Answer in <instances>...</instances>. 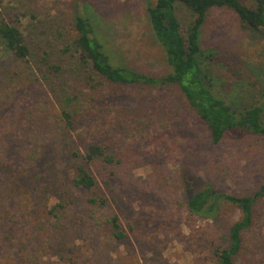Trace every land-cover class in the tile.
<instances>
[{"label": "rangeland", "instance_id": "rangeland-1", "mask_svg": "<svg viewBox=\"0 0 264 264\" xmlns=\"http://www.w3.org/2000/svg\"><path fill=\"white\" fill-rule=\"evenodd\" d=\"M146 5L147 0H0V18L17 13L32 49V58L19 60L0 44V264H212V251L240 210L220 200L215 218H203L188 210L186 200L207 185L246 195L264 182V135L232 130L211 144L208 127L178 85L102 80L91 89L81 75L58 73L36 58L45 36L53 40L61 28L72 32L74 15L81 13L102 31L118 65L163 76L170 66ZM176 13L184 28L189 11L177 4ZM199 35L213 90L232 109L264 107V40L243 30L228 7L208 10ZM63 92H80L69 104L79 110L71 112L72 125L61 114ZM89 142L106 146L115 158L106 170L94 163L103 176L114 172L109 185L97 174V192L107 197L102 208L91 207L89 194L70 182L69 152L82 153ZM59 201L64 206L51 217L49 209ZM253 212L235 264H264V195ZM112 215L119 218L121 239L109 234L106 220Z\"/></svg>", "mask_w": 264, "mask_h": 264}, {"label": "trees", "instance_id": "trees-1", "mask_svg": "<svg viewBox=\"0 0 264 264\" xmlns=\"http://www.w3.org/2000/svg\"><path fill=\"white\" fill-rule=\"evenodd\" d=\"M177 4H181L190 13V20L184 28L176 13ZM213 7H228L234 10L239 16L242 29L252 38L264 40V9L259 0H256L254 7L245 5L241 0H147L146 11L151 28L162 45L167 64L170 66V70L165 75L153 76L118 65L116 53L103 39L102 31L90 18L81 13L74 15L72 32H63L61 28L55 30L53 40L45 36L46 43L37 47L40 53L36 58L50 65L58 73L63 70V73L68 72L73 77L77 74L81 75L82 82H87L91 89L100 86L102 80L125 85L176 84L198 119L208 127L209 141L213 145H218L232 130H245L264 135L262 120L264 107L256 104L232 109L231 105L213 90L215 84L213 77L202 63L199 33L207 11ZM6 15L0 18V44L19 60L32 58L31 40L24 34L22 25L18 22V14ZM52 50L56 53H51ZM58 58L63 59L62 65ZM79 98L80 92L72 95L63 92L61 114L67 125L73 124L71 112H79L75 109L71 111L69 104ZM69 155L74 159L71 184L85 194H89L86 201L91 207H104L107 197L97 192L100 188L97 174L101 176L104 184H110L108 177L114 174L113 170L103 176L104 173L100 168L106 170L112 166L115 163L114 156L106 146L98 142L85 144L82 153L77 151V148H73ZM97 160L100 162V168L94 164ZM262 195H264V182L260 189L252 194H229L216 191L207 185L188 197L186 200L188 210L198 217L214 219L217 203L220 200L231 203L240 210L239 219L231 223L228 230L221 235L222 242L212 251V264H235L234 258L241 251L244 242L243 234L254 222V203ZM62 204L59 201L49 209L51 217H54L59 208L64 206ZM106 224L110 236L115 239L124 236L117 215L109 217Z\"/></svg>", "mask_w": 264, "mask_h": 264}, {"label": "water", "instance_id": "water-1", "mask_svg": "<svg viewBox=\"0 0 264 264\" xmlns=\"http://www.w3.org/2000/svg\"><path fill=\"white\" fill-rule=\"evenodd\" d=\"M259 1H260L261 5H262V7L264 9V0H259Z\"/></svg>", "mask_w": 264, "mask_h": 264}]
</instances>
